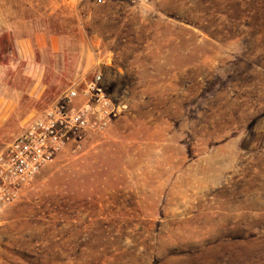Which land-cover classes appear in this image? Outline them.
<instances>
[{
    "label": "rangeland",
    "instance_id": "1",
    "mask_svg": "<svg viewBox=\"0 0 264 264\" xmlns=\"http://www.w3.org/2000/svg\"><path fill=\"white\" fill-rule=\"evenodd\" d=\"M1 34L0 149L96 75L120 110L0 214V264H264V0H0Z\"/></svg>",
    "mask_w": 264,
    "mask_h": 264
},
{
    "label": "built area",
    "instance_id": "2",
    "mask_svg": "<svg viewBox=\"0 0 264 264\" xmlns=\"http://www.w3.org/2000/svg\"><path fill=\"white\" fill-rule=\"evenodd\" d=\"M80 97L83 101L77 106L76 100ZM109 106L100 76L96 75L81 93L77 86L71 87L42 113L28 119L23 130L0 149V214L17 200L26 184L68 146L81 141L91 131H102L120 110Z\"/></svg>",
    "mask_w": 264,
    "mask_h": 264
},
{
    "label": "trees",
    "instance_id": "3",
    "mask_svg": "<svg viewBox=\"0 0 264 264\" xmlns=\"http://www.w3.org/2000/svg\"><path fill=\"white\" fill-rule=\"evenodd\" d=\"M6 38V35H2L1 37H0V41H3L4 39ZM4 41H6V40H4ZM13 49V47H12V45L10 46V48L7 50V51H1L0 50V61L2 62V61H4L7 57L9 58L10 56H11V54H12V50ZM8 60V59H7ZM9 61V60H8ZM15 61H16V58H13L10 62L11 63H15Z\"/></svg>",
    "mask_w": 264,
    "mask_h": 264
},
{
    "label": "crops",
    "instance_id": "4",
    "mask_svg": "<svg viewBox=\"0 0 264 264\" xmlns=\"http://www.w3.org/2000/svg\"><path fill=\"white\" fill-rule=\"evenodd\" d=\"M2 35V34H1Z\"/></svg>",
    "mask_w": 264,
    "mask_h": 264
}]
</instances>
